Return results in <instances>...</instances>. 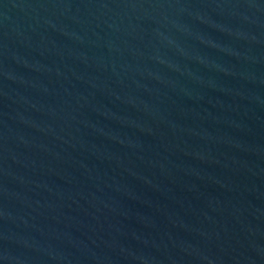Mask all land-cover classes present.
Segmentation results:
<instances>
[{"label":"water","instance_id":"obj_1","mask_svg":"<svg viewBox=\"0 0 264 264\" xmlns=\"http://www.w3.org/2000/svg\"><path fill=\"white\" fill-rule=\"evenodd\" d=\"M0 264H264V0H0Z\"/></svg>","mask_w":264,"mask_h":264}]
</instances>
